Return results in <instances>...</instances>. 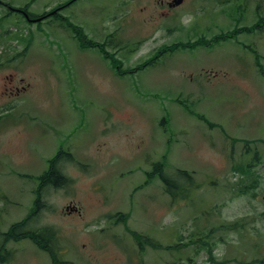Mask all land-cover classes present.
I'll return each mask as SVG.
<instances>
[{"label": "rangeland", "instance_id": "obj_1", "mask_svg": "<svg viewBox=\"0 0 264 264\" xmlns=\"http://www.w3.org/2000/svg\"><path fill=\"white\" fill-rule=\"evenodd\" d=\"M4 1L67 9L0 7V244L29 217L69 264H264V0ZM222 32L237 37L162 53ZM111 37V60L88 46ZM57 152L68 184L37 193ZM4 246L7 264H52L30 239Z\"/></svg>", "mask_w": 264, "mask_h": 264}, {"label": "trees", "instance_id": "obj_2", "mask_svg": "<svg viewBox=\"0 0 264 264\" xmlns=\"http://www.w3.org/2000/svg\"><path fill=\"white\" fill-rule=\"evenodd\" d=\"M30 16V15H29ZM31 17V16H30ZM261 23H264V19H261ZM260 27V26H259ZM258 25L257 23L251 27H243V28H237L236 30L232 31V33H235L237 31L240 32H244V31H249V32H254L256 30H258ZM78 32V30H77ZM228 33V32H227ZM231 34V33H228ZM236 36V35H235ZM230 37H233L232 34L231 36L226 35L224 33H221L219 35H217L215 38L209 39L207 40L205 37H201L198 40H195L193 42H188L186 43V45H190L191 47H197L199 45L202 44H216L219 43L225 39H228ZM183 43H178L173 47V50H175L176 48H178V46H182ZM104 47V46H103ZM101 48V51L107 56V58H109L111 60L110 55H108V53L105 51V48ZM255 53V52H254ZM256 54V53H255ZM148 64H150L149 62H147L145 64V66H147ZM115 69L119 72V74H123L120 69L119 66L114 65ZM262 73L264 74V72L262 71ZM58 158H60V155H58L56 158L52 159L50 162V169L49 171H47L45 173V175L43 176V181L40 185V187H43V183L45 182L46 184L50 183L53 184L54 186H64L67 182V180L63 177V175L60 174V171L57 170V166H56V162L58 160ZM162 164H158L156 165V168L159 169L160 172V177L163 179V181L168 185L169 184V180L165 177L163 171H162ZM180 176L185 177L186 179H188L190 181V174L187 171H180ZM192 177V176H191ZM41 203V199L39 197H37L35 204L36 206H39V204ZM28 219L20 222V223H16L14 225L11 226V229L9 230V232L5 235L7 240H18L20 239V237H29L31 238L41 249H46L47 245L43 242L44 237L46 236V232L45 231H38V232H32V231H27L25 229V226L27 224ZM52 235H54V233H52ZM49 251H51L50 249H48ZM52 253V252H51ZM53 254V253H52ZM54 255V254H53Z\"/></svg>", "mask_w": 264, "mask_h": 264}, {"label": "flooded vegetation", "instance_id": "obj_3", "mask_svg": "<svg viewBox=\"0 0 264 264\" xmlns=\"http://www.w3.org/2000/svg\"><path fill=\"white\" fill-rule=\"evenodd\" d=\"M185 2V1H184ZM160 4L166 8V10H171V9H175L179 6H177L174 2V0H160ZM181 6V5H180ZM101 31H104L105 32V29L104 30H98V34L95 36H99L101 34ZM111 36V35H110ZM75 37V36H74ZM88 38V37H87ZM111 42L107 41L106 43L109 45L110 48H114V50H118L121 48V46L118 47V43L111 37ZM87 42H89V44L91 45V43H93L94 41H92V39H87ZM100 42V41H99ZM6 84L3 85L4 89L2 91H4V93L9 90V87H5ZM14 90H18L17 87H12L11 89V92L14 91ZM8 107V105L6 103H1L0 105V110H4ZM48 250V249H47ZM46 252V251H45ZM47 253V252H46ZM0 261L1 262H4V257H1L0 258Z\"/></svg>", "mask_w": 264, "mask_h": 264}, {"label": "water", "instance_id": "obj_4", "mask_svg": "<svg viewBox=\"0 0 264 264\" xmlns=\"http://www.w3.org/2000/svg\"><path fill=\"white\" fill-rule=\"evenodd\" d=\"M174 2H175L176 5H179V4H181L183 2V0H174Z\"/></svg>", "mask_w": 264, "mask_h": 264}]
</instances>
